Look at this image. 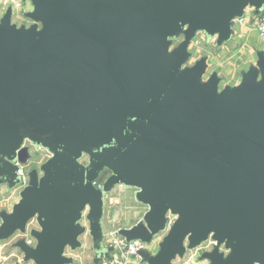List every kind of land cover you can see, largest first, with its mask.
Instances as JSON below:
<instances>
[{
    "label": "water",
    "instance_id": "water-1",
    "mask_svg": "<svg viewBox=\"0 0 264 264\" xmlns=\"http://www.w3.org/2000/svg\"><path fill=\"white\" fill-rule=\"evenodd\" d=\"M31 19L17 28L0 23V184L14 183L13 162L24 140L53 155L41 193L33 187L9 224L8 235L35 215L46 221L26 254L36 264H67L78 212L89 207L100 237V173L114 185L138 189L145 226L127 242L148 243L168 211L177 216L149 264H169L184 239L208 234L234 242L212 264H264V103L248 79L234 101L216 94L204 66L179 71L184 45L166 52V39L186 29L224 35L227 23L264 0H31ZM264 80V58L258 55ZM249 106V108H248ZM90 157L81 187L76 160ZM133 234V233H132Z\"/></svg>",
    "mask_w": 264,
    "mask_h": 264
},
{
    "label": "rangeland",
    "instance_id": "rangeland-1",
    "mask_svg": "<svg viewBox=\"0 0 264 264\" xmlns=\"http://www.w3.org/2000/svg\"><path fill=\"white\" fill-rule=\"evenodd\" d=\"M33 11L31 0H0V23L9 13L10 24L17 28L32 25L40 27L38 22L31 19ZM263 15L264 11L256 12L252 6H247L240 18L227 23L228 31L224 35L215 33L208 37L204 31L196 30L188 37L184 29L178 36L166 39V52L171 55L179 46H185L183 60L179 64L181 74L190 71L198 63L203 64V73L197 87L203 86L215 76L218 80L216 94L226 95L234 101L244 83L252 79L262 89L263 94L258 101L264 103V80L258 67V55L264 58V39H259L255 30L256 20ZM16 155L18 159L13 165L21 172V176L14 183L0 184V264H36L26 252L36 249V237L45 228L46 221L35 215L24 227L11 234H4V229L33 187L43 192L40 181L53 155L48 149L30 140L23 141ZM76 162L81 187H84L87 185L90 157L83 153ZM110 175L111 172L104 169L96 180L97 184L94 183V187L102 192L100 237L91 228L89 207L86 206L78 212L74 222L75 228L80 230L74 243L67 244L61 251L62 257L68 260L67 264H102L103 257L109 251L107 241L113 232L118 235L123 231L126 236L134 237L138 232L136 230L145 226L147 207L135 198L139 190L122 184L104 190V183ZM176 220L177 216L168 211L161 230L152 239L162 244ZM234 246V242H218L212 234L199 242L192 241L190 235H187L180 251L169 264H212V256L226 261Z\"/></svg>",
    "mask_w": 264,
    "mask_h": 264
},
{
    "label": "built area",
    "instance_id": "built-area-1",
    "mask_svg": "<svg viewBox=\"0 0 264 264\" xmlns=\"http://www.w3.org/2000/svg\"><path fill=\"white\" fill-rule=\"evenodd\" d=\"M255 30L260 38H264V15L259 16L255 23ZM17 176L21 172L16 171ZM108 253L103 257L102 264H126L128 259H139L140 252L145 249V244L140 241H129L113 232L107 241Z\"/></svg>",
    "mask_w": 264,
    "mask_h": 264
},
{
    "label": "crops",
    "instance_id": "crops-1",
    "mask_svg": "<svg viewBox=\"0 0 264 264\" xmlns=\"http://www.w3.org/2000/svg\"><path fill=\"white\" fill-rule=\"evenodd\" d=\"M264 11V8H263ZM255 33V31H254ZM255 36V34H254ZM259 39H264V38H259ZM146 207V206H145ZM146 210H148V208H146ZM159 242H157L154 239H151V241H149L146 246L145 249L143 251L140 252V257L138 260L136 259H131L128 260L126 264H149V261H151V259H153L155 256H157V254L159 253ZM155 245L157 247H155Z\"/></svg>",
    "mask_w": 264,
    "mask_h": 264
},
{
    "label": "flooded vegetation",
    "instance_id": "flooded-vegetation-1",
    "mask_svg": "<svg viewBox=\"0 0 264 264\" xmlns=\"http://www.w3.org/2000/svg\"><path fill=\"white\" fill-rule=\"evenodd\" d=\"M39 29H40V27H37V28H36V30H39Z\"/></svg>",
    "mask_w": 264,
    "mask_h": 264
},
{
    "label": "trees",
    "instance_id": "trees-1",
    "mask_svg": "<svg viewBox=\"0 0 264 264\" xmlns=\"http://www.w3.org/2000/svg\"><path fill=\"white\" fill-rule=\"evenodd\" d=\"M97 184V183H96Z\"/></svg>",
    "mask_w": 264,
    "mask_h": 264
}]
</instances>
